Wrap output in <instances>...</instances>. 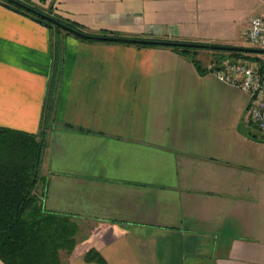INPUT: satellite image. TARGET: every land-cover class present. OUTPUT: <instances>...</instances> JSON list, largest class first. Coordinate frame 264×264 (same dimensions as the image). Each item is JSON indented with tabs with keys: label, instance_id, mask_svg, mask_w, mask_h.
Wrapping results in <instances>:
<instances>
[{
	"label": "crops",
	"instance_id": "crops-1",
	"mask_svg": "<svg viewBox=\"0 0 264 264\" xmlns=\"http://www.w3.org/2000/svg\"><path fill=\"white\" fill-rule=\"evenodd\" d=\"M53 9L90 34L242 45L264 0ZM248 105L181 51L81 39L0 1V126L45 132L35 192L78 224L63 264H264V141Z\"/></svg>",
	"mask_w": 264,
	"mask_h": 264
},
{
	"label": "trees",
	"instance_id": "trees-1",
	"mask_svg": "<svg viewBox=\"0 0 264 264\" xmlns=\"http://www.w3.org/2000/svg\"><path fill=\"white\" fill-rule=\"evenodd\" d=\"M0 1L56 31L71 34L13 3ZM46 1L40 0L42 3ZM53 2L54 0H49L46 8L29 5L72 28L85 32L79 24L55 12ZM136 45L169 47L181 51L191 57L201 73L211 71L226 57L248 58L256 55L205 49L208 53L206 57L208 61H205V57L203 59L197 54L200 48ZM50 108L51 106L47 107L48 111H45L43 128L47 115L51 112ZM45 146L44 130L34 134L0 126V259L5 264H62L59 251L62 249L71 252L76 244V221L70 216L46 210L42 205L41 196L35 192L36 184L41 180L40 166ZM85 258L100 259L95 250H89Z\"/></svg>",
	"mask_w": 264,
	"mask_h": 264
},
{
	"label": "built area",
	"instance_id": "built-area-1",
	"mask_svg": "<svg viewBox=\"0 0 264 264\" xmlns=\"http://www.w3.org/2000/svg\"><path fill=\"white\" fill-rule=\"evenodd\" d=\"M245 39L250 46L264 48V14L249 19ZM220 81L244 90L249 97L247 118L264 141V54L226 57L209 71Z\"/></svg>",
	"mask_w": 264,
	"mask_h": 264
},
{
	"label": "water",
	"instance_id": "water-1",
	"mask_svg": "<svg viewBox=\"0 0 264 264\" xmlns=\"http://www.w3.org/2000/svg\"><path fill=\"white\" fill-rule=\"evenodd\" d=\"M14 5L27 10L39 17H42L51 23L59 26L63 30L71 33L80 38L99 40V41H111V42H120L128 44H142V45H161V46H185V47H194L200 49H210V50H226V51H239L255 54H264V48L254 47V46H243V45H229V44H215V43H204V42H191V41H177V40H166V39H157V38H141V37H126L118 35H104V34H90L75 28H72L69 25H66L59 20L53 18L52 16L45 14L31 5L21 1V0H6Z\"/></svg>",
	"mask_w": 264,
	"mask_h": 264
},
{
	"label": "rangeland",
	"instance_id": "rangeland-1",
	"mask_svg": "<svg viewBox=\"0 0 264 264\" xmlns=\"http://www.w3.org/2000/svg\"><path fill=\"white\" fill-rule=\"evenodd\" d=\"M21 1H25L27 2L28 4H31L33 5V3H31L29 0H21ZM34 6V5H33ZM243 46H250L248 41L247 40H244V43L242 44ZM77 223V222H76ZM78 232V224H77V231L76 233ZM75 241H76V234H75ZM67 253H70V252H66L65 250H60L59 251V256H60V260H61V263L63 264V259L66 257Z\"/></svg>",
	"mask_w": 264,
	"mask_h": 264
}]
</instances>
